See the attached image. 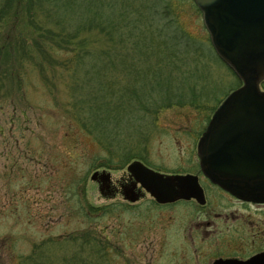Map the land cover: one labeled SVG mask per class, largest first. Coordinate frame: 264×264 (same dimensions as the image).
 I'll use <instances>...</instances> for the list:
<instances>
[{
	"label": "rangeland",
	"instance_id": "obj_1",
	"mask_svg": "<svg viewBox=\"0 0 264 264\" xmlns=\"http://www.w3.org/2000/svg\"><path fill=\"white\" fill-rule=\"evenodd\" d=\"M173 4L183 29L196 40L199 60H190L185 74L175 69L169 75L162 68L161 77H167L154 93L169 107H139L148 114L131 122L141 128L143 117L141 133L122 130L119 135L123 142L139 144L138 155L147 166L164 172L185 166L196 155L213 112L239 85L220 59L211 58L214 49L194 1L171 0V8ZM100 62L97 56L84 59L81 71L91 68L98 78ZM8 66L0 60V264H21L34 247L52 238L66 239L49 242L47 248L69 263L75 249L70 236L86 231L107 249L105 264H163L162 252L178 246L176 229L169 224L180 208L162 209L148 194L131 202L101 192L91 175L105 171L118 179L129 173L133 160L117 169L95 168L117 146L102 143L69 119L62 107L69 99L66 85L54 81L51 89L31 67L20 82L6 83ZM80 76L84 79V72ZM260 89L264 91V81ZM104 207L111 211L101 215Z\"/></svg>",
	"mask_w": 264,
	"mask_h": 264
},
{
	"label": "trees",
	"instance_id": "obj_2",
	"mask_svg": "<svg viewBox=\"0 0 264 264\" xmlns=\"http://www.w3.org/2000/svg\"><path fill=\"white\" fill-rule=\"evenodd\" d=\"M195 42L183 29L171 0H0V60L9 64L3 78L6 83H18L31 67L51 89H55L54 81H62L69 93L62 105L69 119L102 143L117 146L95 168L117 169L141 159L139 144L119 140L120 132L136 129L141 133L143 117L138 118L143 121L141 128L131 122L148 114L139 107H169L154 93L167 77H161L162 68L169 69V75L177 70L183 73L190 60L197 62ZM210 51L214 61L219 59ZM95 56L101 61L98 78L91 68L81 71L80 67L84 59ZM101 211L103 215L111 209ZM61 240L52 238L37 245L21 264L107 261V249L91 231L70 236L75 249L69 263L65 256L56 259L47 248L49 242Z\"/></svg>",
	"mask_w": 264,
	"mask_h": 264
},
{
	"label": "water",
	"instance_id": "obj_3",
	"mask_svg": "<svg viewBox=\"0 0 264 264\" xmlns=\"http://www.w3.org/2000/svg\"><path fill=\"white\" fill-rule=\"evenodd\" d=\"M210 43L241 80L217 110L197 144L200 169L212 182L244 198L264 196V0H193ZM127 171L134 182L123 191L133 202L137 183L158 203L199 198L195 175L161 174L133 161ZM110 173L94 172L99 190L108 188ZM133 194V195H130ZM213 264H264V253L246 261L217 259Z\"/></svg>",
	"mask_w": 264,
	"mask_h": 264
},
{
	"label": "flooded vegetation",
	"instance_id": "obj_4",
	"mask_svg": "<svg viewBox=\"0 0 264 264\" xmlns=\"http://www.w3.org/2000/svg\"><path fill=\"white\" fill-rule=\"evenodd\" d=\"M197 144L196 155H190L185 166L179 165L169 172L151 168L138 159L163 174L195 175L200 187L197 188L198 199L181 198L166 203L156 202L139 183L133 188L137 200L148 194L162 209L176 211L180 208L173 216V223L169 224L176 229L178 239L174 242L178 246L169 245V250L162 252L163 264H213L217 259L246 261L264 253V196L251 200L240 198L212 182L200 169ZM134 181L129 173L110 179L103 192L111 196L123 195Z\"/></svg>",
	"mask_w": 264,
	"mask_h": 264
}]
</instances>
